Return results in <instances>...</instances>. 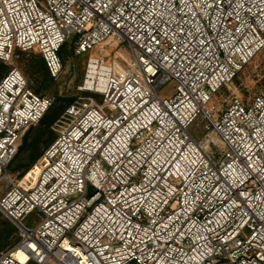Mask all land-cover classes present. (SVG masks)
<instances>
[{
	"label": "built area",
	"instance_id": "built-area-1",
	"mask_svg": "<svg viewBox=\"0 0 264 264\" xmlns=\"http://www.w3.org/2000/svg\"><path fill=\"white\" fill-rule=\"evenodd\" d=\"M71 36L94 50L88 94L51 124L33 179L0 188L17 228L0 264H264V92L206 107L264 50V0H0L1 60L34 50L56 75ZM52 104L17 67L1 78L0 184Z\"/></svg>",
	"mask_w": 264,
	"mask_h": 264
},
{
	"label": "rangeland",
	"instance_id": "rangeland-1",
	"mask_svg": "<svg viewBox=\"0 0 264 264\" xmlns=\"http://www.w3.org/2000/svg\"><path fill=\"white\" fill-rule=\"evenodd\" d=\"M71 41L72 36L69 37L60 47L58 55L62 66L56 75H52L47 68L45 69V67L40 65L39 60L42 59V57L38 52L34 50L22 51L18 49L14 50L10 60L4 61L0 59V63L5 68V70H3L0 67V73L5 75L12 67H17L26 77L28 87L31 90L37 94L53 98V104L50 108H62V106L69 102L68 100H73L78 96L88 94L80 91L79 86L84 80L87 57L88 55L94 53L93 50L92 52L75 55L71 46ZM112 43V41L107 40L104 43V47L106 46V49H109ZM118 49L122 52L129 51L127 44L124 42L118 44ZM174 86V81L170 80L161 86L158 90V94L160 96H168L173 92ZM260 92H264V50L256 53L232 79L229 87L221 88L219 92L216 93L212 102L206 107H209L212 104L214 106H220L225 98L233 95L239 96L244 102H249L254 95ZM201 125L202 120L199 115L189 128L190 133H192L199 140H202L204 134ZM26 130H28V128H26L24 132ZM52 132L55 137V132ZM49 136L50 133L43 132L37 124L30 127L27 145L20 151L18 150L16 152L7 167L6 172L11 176L1 182L0 188L2 192L5 191L15 179H20V177L25 173L22 172L23 166L31 161L32 155H34L36 151L41 153L44 152V150L48 147L47 143ZM20 144L21 140L19 146ZM31 144H34V146L30 147ZM219 153L222 154V151H219ZM36 162L37 161L29 167V169L31 168L32 170H27L28 173L26 176H31V179H33L38 168V164L33 166ZM7 221L8 220L5 217L0 215L1 225L3 222ZM16 234L17 228L15 227V232L5 240L6 243L3 248L0 249V253L12 246V243H14L17 239Z\"/></svg>",
	"mask_w": 264,
	"mask_h": 264
},
{
	"label": "trees",
	"instance_id": "trees-1",
	"mask_svg": "<svg viewBox=\"0 0 264 264\" xmlns=\"http://www.w3.org/2000/svg\"><path fill=\"white\" fill-rule=\"evenodd\" d=\"M60 50V49H59ZM59 53V51H58ZM41 56V55H40ZM42 57V56H41ZM39 63L40 65H42L43 67H45V69L47 68L46 67V64H45V61L44 59H40L39 60ZM0 67L5 70L4 66L0 63ZM4 75H2L0 73V80L1 78L3 77ZM69 102L66 103L64 106H62V108H59V107H53V108H49L46 113L42 116V118L39 120V122L37 123V125L40 127V129H42L43 132H48L50 133V136H49V140H48V143H47V146L54 140V135H53V132L51 131L50 129V126L51 124L57 119V117L61 114V112L64 110V108L72 101V99L68 100ZM33 126V125H30L28 127V130H26L21 138V144L20 146L18 147V150L20 151L21 149H23L26 145H27V138L29 136V129L30 127ZM34 144L30 147H33ZM17 150V151H18ZM41 152L39 151H36V153L34 155H32V158H31V161L28 162L26 165L23 166V171L22 172H26L29 167L35 162L38 160V158L41 156ZM1 229H0V249L3 248V246L5 245V240L15 232V227H14V224H11L9 221L7 222H3V224L1 225ZM15 243V242H14ZM12 243V245L14 244Z\"/></svg>",
	"mask_w": 264,
	"mask_h": 264
},
{
	"label": "bare ground",
	"instance_id": "bare-ground-1",
	"mask_svg": "<svg viewBox=\"0 0 264 264\" xmlns=\"http://www.w3.org/2000/svg\"><path fill=\"white\" fill-rule=\"evenodd\" d=\"M38 169V168H37Z\"/></svg>",
	"mask_w": 264,
	"mask_h": 264
}]
</instances>
